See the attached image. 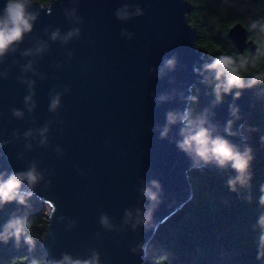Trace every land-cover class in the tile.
I'll list each match as a JSON object with an SVG mask.
<instances>
[{"label": "water", "instance_id": "1", "mask_svg": "<svg viewBox=\"0 0 264 264\" xmlns=\"http://www.w3.org/2000/svg\"><path fill=\"white\" fill-rule=\"evenodd\" d=\"M6 3L0 0V17ZM188 8L186 0L26 4L35 16L32 29L0 56V174L7 179L33 166L40 174L32 188L24 181L21 191L46 208L41 249L49 264L93 253L99 264H145L160 226L193 199L189 172L232 169L193 167L178 147L187 126L180 116L193 98L195 124L204 121L213 137L241 152L251 148L248 123L261 98L253 86L224 92L219 101L210 94L208 83L217 75L206 65L214 60L196 46ZM121 10L127 19L117 16ZM227 37L240 53L258 51L241 22ZM169 59L172 68L165 67ZM169 112L177 116L173 124ZM229 121L233 135L225 131ZM153 180L162 189L155 206L141 191ZM150 207L152 219L139 222Z\"/></svg>", "mask_w": 264, "mask_h": 264}, {"label": "trees", "instance_id": "2", "mask_svg": "<svg viewBox=\"0 0 264 264\" xmlns=\"http://www.w3.org/2000/svg\"><path fill=\"white\" fill-rule=\"evenodd\" d=\"M37 1L45 6L51 0ZM186 1L187 19L195 30L196 46L213 60L230 57L245 86L255 80L251 86L261 101L248 123L252 178L249 186L237 184L233 192L227 184L237 175L233 169L217 174L204 168L190 171L193 199L160 226L148 245L145 264H264V258H257L259 237L264 231L259 227V218L264 214V206L259 202L264 186V0ZM241 1L252 5L257 13L256 29L250 28L252 38L259 44L254 57L240 53L227 37L229 27L242 21L243 15L236 11V4L239 6ZM256 34L263 42L254 37ZM217 85L221 99L223 76L208 83L209 92L216 99ZM187 113L190 120L198 122L199 106L195 98ZM45 213V206L29 196L24 203L14 200L0 204V264H49L41 249L47 227ZM15 220L21 222L19 240L13 234L14 229L6 228Z\"/></svg>", "mask_w": 264, "mask_h": 264}, {"label": "clouds", "instance_id": "3", "mask_svg": "<svg viewBox=\"0 0 264 264\" xmlns=\"http://www.w3.org/2000/svg\"><path fill=\"white\" fill-rule=\"evenodd\" d=\"M29 0H7L4 8V15L0 17V56L4 54L11 44L19 41L23 38L24 33L30 32L32 29V23L35 16L26 11V4ZM127 7V6H126ZM141 14L139 9L137 15ZM117 16L120 19H127L128 13L126 10L117 12ZM78 32V30H76ZM74 33L70 32L67 38H70ZM59 32L53 33L52 39H56ZM175 66V60L169 59L165 61V67L172 68ZM206 68L216 71L217 79L221 76L224 77L223 91L229 92L233 87L243 88L245 84L242 80V76L239 69L234 66L230 57L219 56L212 64L206 65ZM255 83V80L250 81L248 86ZM236 97L240 96L237 92ZM217 101L220 100V86L216 88ZM164 97H161L163 99ZM31 100V97H26V102ZM59 104V98L52 100L50 110H55ZM17 116L21 115L19 112L15 113ZM235 114V111L233 112ZM176 114L169 112L167 114V121L169 124L176 122ZM181 122H184L187 126L181 129V135L183 140L178 142V147L187 153L193 160V167H203L210 163H214L219 168H227L229 165L237 175L234 178H230L227 181L229 188L235 192L236 185L239 184L243 187L249 186L251 180V173L249 171L250 162L252 161L251 148H245L241 152L234 144L222 136L213 137L209 130L202 125L204 121H200L199 124H195L189 119V114L185 112L180 116ZM231 121L228 122V127L225 129L229 135H233L231 132ZM46 131L45 130H42ZM167 127L161 133V137L167 135ZM203 162V163H201ZM40 174L37 173L33 166L25 172H13L8 175L7 179H4L3 174H0V204L18 201L19 203L25 202V197L30 195L29 192H22L21 185L24 181H27L28 187L32 188L40 179ZM152 187L145 186L141 191L145 197L153 202V206L159 203V195L162 191L161 185L158 181H151ZM153 188L156 191H153ZM261 193L259 202L264 206V186L261 187ZM250 199V197H249ZM130 215V214H129ZM143 219L139 222L148 223L152 219V208L147 209L143 214ZM101 223L107 226V218L102 217ZM259 227L264 230V214L259 218ZM7 229H14V235L17 240L22 231L21 222L15 220L10 222ZM30 242V238H26ZM258 259L264 258V231L261 232L259 237V252ZM50 264H99V255L93 253L92 257L87 260L72 259L70 256L65 255L62 260L51 261Z\"/></svg>", "mask_w": 264, "mask_h": 264}, {"label": "flooded vegetation", "instance_id": "4", "mask_svg": "<svg viewBox=\"0 0 264 264\" xmlns=\"http://www.w3.org/2000/svg\"><path fill=\"white\" fill-rule=\"evenodd\" d=\"M252 7L253 6L251 5V7L247 8L246 15L243 16L241 23L246 27L248 31V40H252L256 45H258V50H259V44L252 38L253 36H251L250 34V28H252L253 30L256 29L255 17L257 16V13L253 10ZM254 37L259 40L260 36L256 34ZM246 52L252 55V52L249 48H245L242 53L244 54ZM252 56L254 57L255 55Z\"/></svg>", "mask_w": 264, "mask_h": 264}, {"label": "rangeland", "instance_id": "5", "mask_svg": "<svg viewBox=\"0 0 264 264\" xmlns=\"http://www.w3.org/2000/svg\"><path fill=\"white\" fill-rule=\"evenodd\" d=\"M251 7L248 4H245L243 1L240 2L239 6L236 4V11L237 13L242 14L243 16H245V10H247V8ZM254 9V7H252ZM259 40L261 42H263V38L259 37Z\"/></svg>", "mask_w": 264, "mask_h": 264}]
</instances>
